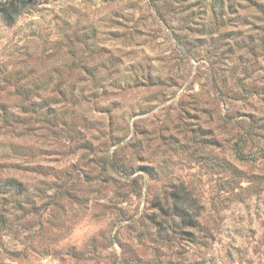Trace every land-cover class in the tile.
<instances>
[{"label":"rangeland","instance_id":"1","mask_svg":"<svg viewBox=\"0 0 264 264\" xmlns=\"http://www.w3.org/2000/svg\"><path fill=\"white\" fill-rule=\"evenodd\" d=\"M0 264H264V0L0 18Z\"/></svg>","mask_w":264,"mask_h":264},{"label":"trees","instance_id":"2","mask_svg":"<svg viewBox=\"0 0 264 264\" xmlns=\"http://www.w3.org/2000/svg\"><path fill=\"white\" fill-rule=\"evenodd\" d=\"M39 2L40 0H0V18L6 24L11 25L25 9L35 6ZM174 207L183 220H191L187 208L181 201L176 202Z\"/></svg>","mask_w":264,"mask_h":264}]
</instances>
